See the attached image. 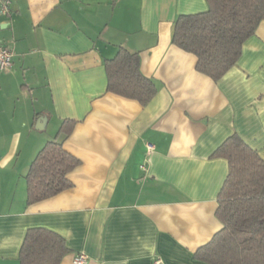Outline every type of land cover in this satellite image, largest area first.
<instances>
[{"label": "crops", "instance_id": "1", "mask_svg": "<svg viewBox=\"0 0 264 264\" xmlns=\"http://www.w3.org/2000/svg\"><path fill=\"white\" fill-rule=\"evenodd\" d=\"M206 0H9L0 41V264H19L26 230L68 248L59 264H207L193 251L221 226L228 172L216 148L237 133L264 160V20L236 63L213 80L171 41L179 14ZM137 51L156 91L144 105L106 90L105 59ZM74 120L64 149L79 159L71 186L27 201L25 173Z\"/></svg>", "mask_w": 264, "mask_h": 264}, {"label": "trees", "instance_id": "2", "mask_svg": "<svg viewBox=\"0 0 264 264\" xmlns=\"http://www.w3.org/2000/svg\"><path fill=\"white\" fill-rule=\"evenodd\" d=\"M206 1V10L175 18L171 41L195 54L196 69L217 80L236 63L244 40L264 20V0ZM104 66L107 91L141 105L155 94L154 81L140 70L137 51L119 46ZM73 123L63 119L60 137L48 139L30 162L25 173L28 202L71 186L67 173L79 159L64 149L62 140ZM214 154L228 162L215 209L221 226L193 251V257L207 264H264V160L237 133L229 135ZM67 251L60 234L30 227L20 246L19 264H59Z\"/></svg>", "mask_w": 264, "mask_h": 264}, {"label": "built area", "instance_id": "3", "mask_svg": "<svg viewBox=\"0 0 264 264\" xmlns=\"http://www.w3.org/2000/svg\"><path fill=\"white\" fill-rule=\"evenodd\" d=\"M9 0H0V12L8 11ZM12 63L11 49L0 41V69H8ZM88 260V256L84 252H77L72 261L75 264H84Z\"/></svg>", "mask_w": 264, "mask_h": 264}, {"label": "rangeland", "instance_id": "4", "mask_svg": "<svg viewBox=\"0 0 264 264\" xmlns=\"http://www.w3.org/2000/svg\"><path fill=\"white\" fill-rule=\"evenodd\" d=\"M42 146H43V145H42ZM42 146H41V147H42Z\"/></svg>", "mask_w": 264, "mask_h": 264}]
</instances>
